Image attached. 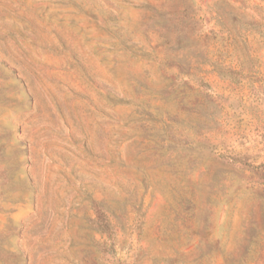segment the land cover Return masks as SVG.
I'll use <instances>...</instances> for the list:
<instances>
[{
	"label": "rangeland",
	"instance_id": "rangeland-1",
	"mask_svg": "<svg viewBox=\"0 0 264 264\" xmlns=\"http://www.w3.org/2000/svg\"><path fill=\"white\" fill-rule=\"evenodd\" d=\"M0 264H264V0H0Z\"/></svg>",
	"mask_w": 264,
	"mask_h": 264
}]
</instances>
